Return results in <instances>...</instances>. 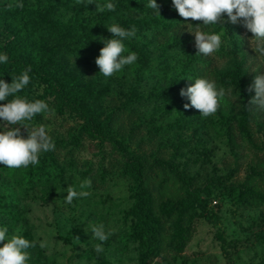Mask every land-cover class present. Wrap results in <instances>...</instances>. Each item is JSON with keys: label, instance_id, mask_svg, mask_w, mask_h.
<instances>
[{"label": "trees", "instance_id": "16d2710c", "mask_svg": "<svg viewBox=\"0 0 264 264\" xmlns=\"http://www.w3.org/2000/svg\"><path fill=\"white\" fill-rule=\"evenodd\" d=\"M95 2L101 5L112 2L116 9L96 11L95 4L85 6L87 0L80 4L76 0H0V53L9 57L8 63H0V77L11 83L12 76H19L31 66L30 83L17 95L32 99L35 87L44 81L46 87L41 97H51L60 115L73 114L79 120L68 129L66 138L53 139L55 150L41 153L38 165L19 169L3 165L14 183L4 184L0 179V227H7L10 234L23 223L27 228L20 236L35 244L27 250L30 254L27 264H44V251L30 232L22 203L35 190L48 189L78 174L79 162L89 163L76 158L86 142L98 151L111 171L128 181L130 205L124 213V221L140 263L164 264L159 262L166 253L184 251L192 238L197 216L206 209L208 196L196 187L190 174L173 164L175 153L169 160L161 158L159 149L154 156L148 154L146 140L138 137L145 119L142 115L147 116V111L152 110L158 114L157 122L151 126L159 135L160 143L170 140L171 122L161 120L184 102L180 95L184 88L177 83L170 90H158L157 86L143 90V87L151 80L158 84L161 77L175 70L179 71V77L188 80L203 77L206 61L188 50L192 38L187 32V23L195 27L202 22H185L172 7V0H157L160 16L146 7L149 0ZM18 4L23 7H17ZM224 20V25L200 27L209 33L220 34L224 30L231 43L225 52L235 56L245 50L247 38L252 34L242 24L228 22L226 14ZM111 24L126 30L135 26L136 35L123 41L124 55L135 52L138 56L135 67L142 61L141 54L157 44L160 43L163 52L156 64L136 78L131 93H123L124 102L120 101L117 108L106 112L103 100L109 86L103 83L105 77L99 73L95 59L104 46L98 38H112L107 30ZM87 71L97 77H86ZM218 78L222 88L238 90L249 105L251 92L248 89L253 80L249 79L244 60L235 58L229 67L219 72ZM121 85L123 87V83ZM138 113L141 120L133 122ZM21 132L26 138L27 132ZM228 132H233L230 127ZM150 134L153 135L151 129ZM102 163L94 172L91 167H85L79 184L85 179L101 182L105 174ZM262 181L264 168L254 169L241 185L224 188L241 205L264 207Z\"/></svg>", "mask_w": 264, "mask_h": 264}, {"label": "rangeland", "instance_id": "374dc122", "mask_svg": "<svg viewBox=\"0 0 264 264\" xmlns=\"http://www.w3.org/2000/svg\"><path fill=\"white\" fill-rule=\"evenodd\" d=\"M220 35L221 50L207 57L199 55L206 61L202 78L214 80L217 88H221L219 72L229 67L235 58L245 61L249 79L254 80L256 71L264 74V59H256L250 37L247 38L245 50L234 56L225 52L231 46L225 31L222 30ZM190 36L192 41L188 50L197 55L195 37L191 33ZM160 46L159 43L142 53V61L138 67L133 64L126 66L112 78L103 79V83L109 86L103 100L106 112L117 108L120 101L124 102L123 93H131V86L136 78L161 59L163 49ZM178 73L175 70L167 77H161L158 84L151 80L148 85H144L143 90H150L154 86L158 90H170L174 83L186 89L194 83L185 77H179ZM85 76L97 77L91 71H87ZM45 87L46 83L41 81L29 101L44 100L49 104L50 111L35 116L26 123L32 128L44 125L52 139L66 138L68 129L76 126L79 120L73 114L60 115L53 106L51 97L42 98ZM225 92L219 110L207 118L202 117L194 108L184 109L183 105L190 103L184 97V102L161 120L162 123L171 122L170 140L166 142L160 143L159 135L155 134L151 126L157 122L158 114L148 110L147 116L142 115L145 119L138 137L146 140L145 149L148 154L154 156L159 149L161 158L169 160L175 153L173 164L180 171L190 174L196 187L203 190L201 192L204 196H208L206 209L197 216L192 238L184 251L179 254L170 251L165 257H161L163 260L159 263L264 264V207L241 205L224 188L226 185H241L254 169L264 168V111L255 106H251L250 110V105L245 103L238 90ZM254 96L253 90L247 103ZM139 114L141 113L134 116L133 122L141 120ZM121 117L125 118V115L122 114ZM173 123L176 126H172ZM229 127L233 132H228ZM150 129L153 135L150 134ZM21 131L27 132V129L22 127ZM178 131L181 132L176 133ZM76 158L88 160L89 163L83 165L79 162L78 174L71 175L64 183L53 184L48 189L35 190L22 203L31 234L39 244L47 241V247L42 248L44 264H141L124 221V213L130 205L128 181L117 175L116 171H111L98 151L86 142ZM100 163L105 169L102 181L83 189L91 195L74 198L71 204L66 203V188L72 185L76 191H81L79 180L83 177L84 168L91 167L94 172L99 169ZM0 179L4 184L14 183L2 164ZM261 185L264 188V181ZM98 224H103L106 232L111 230L113 233L102 243L103 251L100 253L95 251V245L101 242L94 239L90 231L93 225ZM26 228L21 223L8 235H21Z\"/></svg>", "mask_w": 264, "mask_h": 264}, {"label": "clouds", "instance_id": "9594fccd", "mask_svg": "<svg viewBox=\"0 0 264 264\" xmlns=\"http://www.w3.org/2000/svg\"><path fill=\"white\" fill-rule=\"evenodd\" d=\"M78 4L82 0H76ZM95 4L96 11H115L116 5L107 2L103 5L95 0H87V5ZM23 7V4L16 5ZM12 7L11 4L8 5ZM146 7L160 16V6L157 0H149ZM172 7L185 22L199 21L194 25L187 23L189 33L195 37L197 55L205 57L216 53L222 44V37L215 32L209 33L201 29V25H224V14L228 22L242 24L251 34L250 45L256 53V59H264V0H172ZM107 30L112 38L99 37L104 46L100 49L95 64L99 73L105 78L120 72L125 66L134 64L138 56L135 52L124 55L126 49L123 41L136 35V28L126 30L118 24H111ZM6 53H0V63H8ZM31 66H28L19 76H12L11 83L0 78V164L9 169L27 168L29 165L39 164L40 154L55 150V143L44 125L29 127L26 122L33 120L38 114L48 113L49 104L44 100L29 101L17 93L21 92L30 83ZM253 83L249 86V92H255V96L249 101L250 106L264 111V74L256 71ZM231 91V90H229ZM224 88H217L214 80L196 78L194 83L186 89H181L180 95L186 97L190 103L183 105L184 109L194 108L204 118L215 115L220 108V101L225 96ZM13 97V99H9ZM251 110L252 108L249 107ZM27 129V137L22 134L21 128ZM91 179L81 182V191H76L72 185L66 188L65 202L71 204L74 198L88 197L90 192L83 189L90 188ZM93 238L100 241L95 245V251H103L102 243L107 241L112 231H105L103 224L93 225L90 229ZM0 264H27L30 254L27 251L35 244L20 235H8L7 227H0ZM41 248L47 247V241L40 243Z\"/></svg>", "mask_w": 264, "mask_h": 264}]
</instances>
